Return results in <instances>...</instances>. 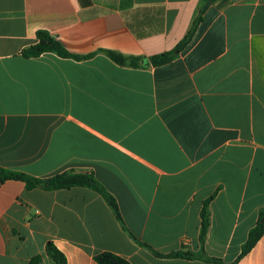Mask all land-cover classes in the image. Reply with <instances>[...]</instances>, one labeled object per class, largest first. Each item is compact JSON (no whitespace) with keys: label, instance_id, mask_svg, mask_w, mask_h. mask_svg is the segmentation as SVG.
Returning a JSON list of instances; mask_svg holds the SVG:
<instances>
[{"label":"crops","instance_id":"1","mask_svg":"<svg viewBox=\"0 0 264 264\" xmlns=\"http://www.w3.org/2000/svg\"><path fill=\"white\" fill-rule=\"evenodd\" d=\"M203 0H0V167L88 187L0 182V264H28L52 241L67 264L115 253L132 264H231L264 212V0H216L171 63L134 68L189 32ZM45 30L85 60L25 57ZM160 254V255H159ZM236 264H264V234Z\"/></svg>","mask_w":264,"mask_h":264},{"label":"trees","instance_id":"2","mask_svg":"<svg viewBox=\"0 0 264 264\" xmlns=\"http://www.w3.org/2000/svg\"><path fill=\"white\" fill-rule=\"evenodd\" d=\"M208 0H203V3L199 9V13L193 23L192 28L186 34V36L171 50L156 54L150 57L145 56H127L115 51H104L115 63L122 66H129L134 68H148L150 66L158 67L173 62L181 52L190 44L195 34V31L201 21H203V15L209 6H205ZM45 53H54L63 58H74L76 60H85L93 56L89 55H76L70 53L63 43L54 37L50 32L45 30H39L37 32V42L34 45L26 48L23 52L25 57H39ZM7 180H18L26 184L28 190L40 188L46 191L70 189L73 187H88L100 193L109 206L114 211L119 221L123 222L118 203L116 199L107 191V189L91 174L64 172L57 174L53 177L42 179L31 176L27 173L7 169L0 167V182ZM215 195L204 201L201 217V231H200V244L201 251L199 253H192L189 251H178L176 253L168 255L169 257H184L188 259H200L205 262L214 264H227L222 259L209 257L204 249L207 234L211 225V212L210 203L215 198ZM264 234V212H261L258 223L249 232L248 239L243 245L242 252L237 260L231 264H236L243 256L248 254L257 244L259 239ZM45 254L54 261L55 264H67V258L65 254L57 248V246L49 241L46 244ZM160 255V254H159ZM96 264H132L125 258L112 253L102 252L95 256ZM28 264H43V255H36L29 261Z\"/></svg>","mask_w":264,"mask_h":264},{"label":"water","instance_id":"3","mask_svg":"<svg viewBox=\"0 0 264 264\" xmlns=\"http://www.w3.org/2000/svg\"><path fill=\"white\" fill-rule=\"evenodd\" d=\"M216 0H208L207 3H206V7L209 6L211 3H214Z\"/></svg>","mask_w":264,"mask_h":264}]
</instances>
